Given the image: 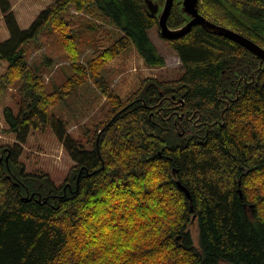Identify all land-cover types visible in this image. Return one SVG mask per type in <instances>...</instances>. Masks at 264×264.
I'll list each match as a JSON object with an SVG mask.
<instances>
[{
  "label": "trees",
  "instance_id": "obj_1",
  "mask_svg": "<svg viewBox=\"0 0 264 264\" xmlns=\"http://www.w3.org/2000/svg\"><path fill=\"white\" fill-rule=\"evenodd\" d=\"M71 7L112 21L121 36L81 61L80 43L97 24L75 28ZM200 7L212 22L264 47V0H200ZM0 9L10 33L0 42V62L8 63L0 97L12 88L20 94L17 113L4 108L16 140L0 147V264H264L259 56L195 25L180 38H164L183 73L148 76L122 98L104 74L111 61L135 46L147 66L166 65L149 32L158 27L163 38L158 16L145 0H56L25 29L10 0H0ZM187 22L175 0L168 25ZM54 44L68 62L59 63ZM43 46L49 52L31 59ZM90 81L108 110L84 141L54 108L71 105ZM46 126L74 161L62 185L26 171L21 160L31 131ZM193 219L200 247L189 229Z\"/></svg>",
  "mask_w": 264,
  "mask_h": 264
},
{
  "label": "rangeland",
  "instance_id": "obj_2",
  "mask_svg": "<svg viewBox=\"0 0 264 264\" xmlns=\"http://www.w3.org/2000/svg\"><path fill=\"white\" fill-rule=\"evenodd\" d=\"M51 1L54 0H22L26 7L33 2H36L37 5V3L48 4ZM36 9L37 8L31 11L32 15ZM73 9L74 8L71 7L69 10V13L71 14L69 15V20L75 28H78L88 20H90L91 23L97 24L96 32L91 33L93 30H86V39L80 43L81 61L87 62L88 59L101 53L106 47L111 45L121 36L122 31L117 28L112 21L100 16L90 17L88 14L85 15L81 12H76L75 9L73 11ZM28 11L29 9L27 8L26 12L28 13ZM39 11L40 10H38V12ZM149 32L160 54L166 59V65L163 68H151L147 66L142 56H139L135 46H132L127 52L123 53L131 58L129 63L122 64L115 69L110 67V64L114 61L113 60L104 69V74L107 76L112 87L115 91H119L123 94V97L127 95L130 96L129 94L141 84L142 79L146 76L151 75L161 78H177L184 71L180 57L177 52L170 47L168 42L159 35L158 27L152 28ZM42 48L38 51H33L30 58H37L43 52H49V49H47L46 46H43ZM52 48L56 50L53 51V53L59 56L58 60L60 64L68 62L66 58H64L63 48L55 44ZM120 61L121 58H118L117 62H114L118 64ZM1 67L2 66L0 65V71L2 69ZM55 69L56 66L53 67L51 71L47 70L44 74L46 83L51 81ZM19 102L20 94L17 92L16 88L8 90L4 96L0 97V147L15 142L13 141L14 138H16L15 134L8 131L9 126L4 118V108L10 106L17 113L20 107ZM69 103L71 105H67L66 103L58 104L54 108V112L61 118L65 119L68 125V130L73 136L85 141L88 137L86 132H93L96 125L100 124L105 119L108 110L107 98L102 95L94 83L90 81L81 88L79 98H74L73 100H70ZM0 152L3 153L4 158V150L0 149ZM70 158L71 157L68 155L62 143L58 140L53 129L50 126H46L31 131L25 144L21 160L25 164L26 171L48 173L57 185H62L70 167L74 165L73 160L69 161L71 160ZM189 229L192 233L195 245L200 247V233L196 219L192 220Z\"/></svg>",
  "mask_w": 264,
  "mask_h": 264
},
{
  "label": "water",
  "instance_id": "obj_3",
  "mask_svg": "<svg viewBox=\"0 0 264 264\" xmlns=\"http://www.w3.org/2000/svg\"><path fill=\"white\" fill-rule=\"evenodd\" d=\"M175 0H165L162 6L157 0H145L149 10L153 14L158 16V25L160 33L165 39H176L187 34L193 26L202 25L207 31L215 34H219L236 41L250 50L252 53L260 57V67L264 64V47L254 42L245 35L227 27L222 24H217L206 18L201 13L200 0H180V10L188 17V22L180 27L173 29L168 25V19L171 14ZM3 160V153L0 152V162ZM8 160V157H7ZM178 184L182 190H184L189 197L190 192L186 186L180 181ZM27 197V196H26Z\"/></svg>",
  "mask_w": 264,
  "mask_h": 264
},
{
  "label": "crops",
  "instance_id": "obj_4",
  "mask_svg": "<svg viewBox=\"0 0 264 264\" xmlns=\"http://www.w3.org/2000/svg\"><path fill=\"white\" fill-rule=\"evenodd\" d=\"M11 1V3H12V7H13V10H14V12H15V15H16V17H17V20H18V22H19V25L22 27V28H27V27H29L32 23H33V21L36 19V17L40 14V12L42 11V10H44V9H46L51 3H53V2H55L56 0H54V1H51L50 3H40V4H38L37 3V5H36V2H33V3H31V4H29L28 5V7H26L25 5H24V3L22 2V0H10ZM29 9V11H28V13L26 12V9ZM35 8H37L36 9V11L34 12V14L32 15L31 14V11L32 10H34ZM41 8V9H40ZM38 10H40L39 12H38ZM73 11H74V9H73ZM77 12V11H76ZM39 13V14H38ZM38 14V15H37ZM35 18V19H34ZM10 37V33H9V30H8V28H7V26H6V23H5V19H4V14L2 13V11H1V9H0V42H2V41H5V40H7L8 38ZM126 56V57H125ZM140 56V55H139ZM141 57V56H140ZM118 58H121V61L118 63V64H116V62H117V59ZM114 61H116V62H114ZM114 61L110 64V67L111 68H115L116 69V67H119L120 65H122V64H125V63H129L130 61H131V58H129V57H127V55H125V54H121L120 56H118L116 59H114ZM121 63V64H120ZM141 63H142V60H141ZM0 65L2 66L1 68V71H0V74H2V73H4V71L6 70V68H7V66H8V63L6 62V61H1L0 62ZM151 76V75H150ZM146 77H148V76H146ZM145 77V78H146ZM144 79V78H143ZM142 79V80H143ZM142 82V81H141ZM140 84V83H139ZM138 86H140V85H138ZM138 86L136 87V89L138 88ZM135 89V90H136ZM135 90H133V91H135ZM132 91V92H133ZM117 93H119V95L122 97V98H126V97H128V95L127 96H125V97H123V94H121L119 91H116ZM131 92V93H132ZM130 95V94H129ZM29 138V137H28ZM16 140V138H14V140L13 141H15ZM71 160H69V161H72V158H70Z\"/></svg>",
  "mask_w": 264,
  "mask_h": 264
}]
</instances>
